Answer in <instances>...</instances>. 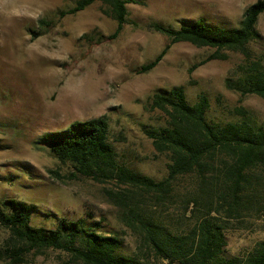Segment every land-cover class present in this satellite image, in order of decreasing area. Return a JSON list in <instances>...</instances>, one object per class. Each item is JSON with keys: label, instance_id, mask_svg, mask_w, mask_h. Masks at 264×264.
I'll return each instance as SVG.
<instances>
[{"label": "rangeland", "instance_id": "374dc122", "mask_svg": "<svg viewBox=\"0 0 264 264\" xmlns=\"http://www.w3.org/2000/svg\"><path fill=\"white\" fill-rule=\"evenodd\" d=\"M75 1L0 0V199L34 204L32 225L36 227L54 229L60 219H84L90 229L116 237L121 254L142 264H169L144 247L138 231L127 226L121 207L134 202L130 199L134 194L141 201L142 216H152L183 233L195 222L186 202L197 196L200 210L206 211L204 205L226 189L218 171L231 159L220 153L209 159L216 172L205 175H219L212 180L213 195L198 190L191 175L174 180L169 195L159 200L115 175L91 179L77 174L69 163L52 157L40 138L75 121L106 116L118 165L161 181L167 176L168 157L155 150L149 132L164 126L165 119L144 109L157 91L182 87L190 104L204 94L210 105L206 117L211 121L241 119L236 109L243 108L256 124H264L262 98L248 95L239 101V94L225 86L227 78L236 79L242 72L241 53L221 51L226 59L209 61L190 72L215 50L177 43L154 69L137 73L168 43L166 36L148 28L150 23L176 27L179 21L202 18L212 25L238 27L244 11L257 0H136L137 4L127 5L129 23L115 39L101 43L96 38L110 36L116 23L101 13L100 3L56 20L57 13L73 7ZM43 18L53 19L56 25L34 38ZM255 29L259 39L248 46L249 60L263 61L264 13ZM84 35H94V40ZM246 177L245 194L250 200L244 197V203L250 206L239 210L238 218L228 219L225 252L229 257H244L264 241V168L254 166ZM225 209L219 218H224ZM12 254H17L14 260ZM0 264L83 262L62 250H28L0 227Z\"/></svg>", "mask_w": 264, "mask_h": 264}, {"label": "trees", "instance_id": "16d2710c", "mask_svg": "<svg viewBox=\"0 0 264 264\" xmlns=\"http://www.w3.org/2000/svg\"><path fill=\"white\" fill-rule=\"evenodd\" d=\"M100 3L101 13L116 23L110 36L99 35L96 42L115 39L128 20V4H137L136 0H76L73 7L59 11L56 20L67 15H75L91 5ZM264 13V0L250 5L242 16L238 27L212 25L202 18L182 20L176 27L152 22L148 28L167 37L168 43L150 62L137 70L145 74L154 69L166 55L170 47L177 43H189L195 47L214 49L215 52L194 65H203L212 60H224L221 51H232L244 56L241 74L236 79L227 78L228 90L239 94L240 99L248 95H257L264 100V60H249L248 46L259 39L256 31L258 18ZM39 31L33 37L47 34L56 25L53 19H40ZM89 41L94 35H84ZM209 100L204 94L190 104L182 87H173L169 91H157L149 98L144 109L159 112L165 119V125L149 132L152 144L157 152L168 157L167 176L155 181L124 166H119L116 153L109 142V123L106 116L75 121L66 129L44 134L40 140L50 148L51 156L59 162L69 163L75 172L83 177H115L131 187L153 193L159 200L169 194L172 182L177 178L193 175L198 190L209 196L214 192L212 180L219 175L206 176L208 171L216 172L209 159L217 153L231 159L218 171L226 186L215 201L204 205L200 210V199L191 198V216L195 222L183 233L172 231L167 225L153 220L152 216L139 213L136 196L130 194L131 201L121 207L127 226L142 237L144 247L156 258L169 264H264V241L259 242L244 257H229L225 247L228 219L238 218L239 210H247L249 202L244 203L247 186V171L254 166L264 168V124H256L243 108L236 113L243 117L230 122H215L207 119ZM212 205H215L213 208ZM247 205V206H246ZM199 208V209H198ZM224 218H219L221 209ZM36 206L16 199H0V227L8 231L10 239L28 250L54 249L70 253L83 264H142L136 258L120 253V241L116 237L101 235L90 229L84 219H60L54 229L32 225ZM215 213V215H213ZM17 254H12L14 260Z\"/></svg>", "mask_w": 264, "mask_h": 264}]
</instances>
